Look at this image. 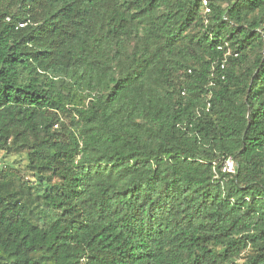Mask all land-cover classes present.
I'll return each mask as SVG.
<instances>
[{
  "label": "trees",
  "instance_id": "1",
  "mask_svg": "<svg viewBox=\"0 0 264 264\" xmlns=\"http://www.w3.org/2000/svg\"><path fill=\"white\" fill-rule=\"evenodd\" d=\"M208 1L0 0V264H264V0Z\"/></svg>",
  "mask_w": 264,
  "mask_h": 264
},
{
  "label": "built area",
  "instance_id": "2",
  "mask_svg": "<svg viewBox=\"0 0 264 264\" xmlns=\"http://www.w3.org/2000/svg\"><path fill=\"white\" fill-rule=\"evenodd\" d=\"M203 3V8L206 14L210 13L211 9L209 6V1L208 0H202ZM7 166L4 165L1 161H0V172L2 170H6ZM224 171L228 172V173H234L235 172V163L234 160H232L231 158L228 159L225 164H224Z\"/></svg>",
  "mask_w": 264,
  "mask_h": 264
},
{
  "label": "rangeland",
  "instance_id": "3",
  "mask_svg": "<svg viewBox=\"0 0 264 264\" xmlns=\"http://www.w3.org/2000/svg\"><path fill=\"white\" fill-rule=\"evenodd\" d=\"M1 162L6 166L11 165L15 168L22 169L26 164V159L23 156H11L9 158H6L5 161L1 159Z\"/></svg>",
  "mask_w": 264,
  "mask_h": 264
}]
</instances>
